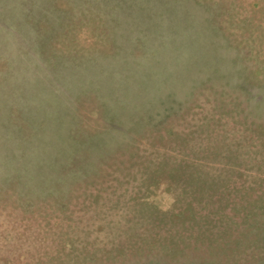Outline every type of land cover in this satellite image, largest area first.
<instances>
[{
  "label": "rangeland",
  "instance_id": "1",
  "mask_svg": "<svg viewBox=\"0 0 264 264\" xmlns=\"http://www.w3.org/2000/svg\"><path fill=\"white\" fill-rule=\"evenodd\" d=\"M0 264H264V0H0Z\"/></svg>",
  "mask_w": 264,
  "mask_h": 264
}]
</instances>
